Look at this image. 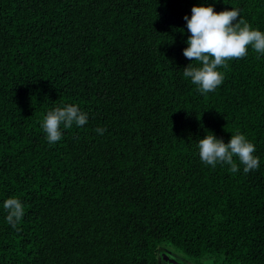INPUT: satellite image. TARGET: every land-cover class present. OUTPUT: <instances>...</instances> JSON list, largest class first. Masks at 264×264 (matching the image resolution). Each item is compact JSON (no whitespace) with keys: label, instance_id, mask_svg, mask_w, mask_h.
<instances>
[{"label":"trees","instance_id":"obj_1","mask_svg":"<svg viewBox=\"0 0 264 264\" xmlns=\"http://www.w3.org/2000/svg\"><path fill=\"white\" fill-rule=\"evenodd\" d=\"M201 2L0 0V264H264V55L197 91L178 30ZM231 8L264 32V0L214 5ZM66 103L88 122L49 144L42 117ZM207 131L243 133L259 167L202 163Z\"/></svg>","mask_w":264,"mask_h":264},{"label":"clouds","instance_id":"obj_2","mask_svg":"<svg viewBox=\"0 0 264 264\" xmlns=\"http://www.w3.org/2000/svg\"><path fill=\"white\" fill-rule=\"evenodd\" d=\"M218 2L202 0L199 5H193L191 15L183 17L187 33L184 28L178 30L187 34L183 56L191 61L183 68V76L201 94L214 91L222 83L223 73L219 68L226 66L228 60L246 56L249 47L264 55V32L245 22L238 9L215 11L214 5ZM88 119V113L78 105L66 103L48 110L40 127L46 141L53 144L62 138L63 130L74 125L84 126ZM95 131L102 135L104 129L97 127ZM196 148L200 161L211 167L228 165V170L233 173L239 170L237 161L243 166L244 173L259 167L260 158L254 154L255 145L240 132L231 134L225 143L222 138L207 131L203 138L197 140ZM2 207L7 213L5 221L16 228L25 211L21 200L9 197L3 200Z\"/></svg>","mask_w":264,"mask_h":264},{"label":"rangeland","instance_id":"obj_3","mask_svg":"<svg viewBox=\"0 0 264 264\" xmlns=\"http://www.w3.org/2000/svg\"><path fill=\"white\" fill-rule=\"evenodd\" d=\"M172 252L174 253V251H172ZM173 253H172V254H173ZM173 255H174V257H175L178 261H182L184 264H192V263L186 261V260H185L180 254H178V253H174Z\"/></svg>","mask_w":264,"mask_h":264},{"label":"flooded vegetation","instance_id":"obj_4","mask_svg":"<svg viewBox=\"0 0 264 264\" xmlns=\"http://www.w3.org/2000/svg\"><path fill=\"white\" fill-rule=\"evenodd\" d=\"M164 259H165V261H164L165 264H178V263L173 262V260H174L173 258L165 257Z\"/></svg>","mask_w":264,"mask_h":264},{"label":"water","instance_id":"obj_5","mask_svg":"<svg viewBox=\"0 0 264 264\" xmlns=\"http://www.w3.org/2000/svg\"><path fill=\"white\" fill-rule=\"evenodd\" d=\"M174 263H177L175 260H173Z\"/></svg>","mask_w":264,"mask_h":264}]
</instances>
